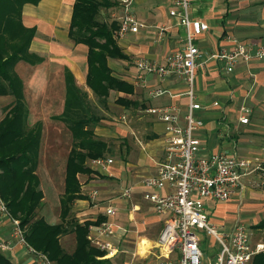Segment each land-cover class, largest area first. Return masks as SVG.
<instances>
[{
	"label": "crops",
	"instance_id": "obj_1",
	"mask_svg": "<svg viewBox=\"0 0 264 264\" xmlns=\"http://www.w3.org/2000/svg\"><path fill=\"white\" fill-rule=\"evenodd\" d=\"M46 1L48 0H39L34 5L24 4L21 7V25L26 29L34 30L27 52L38 57L40 61L34 64H29L25 61H18L13 66V73L21 83L24 101L25 88H29L32 91L35 88L34 91L37 92L36 88L42 86L43 83L47 81L48 75L46 76L41 68L43 59L37 54L38 50L48 44L51 45L61 42L63 39L68 40L75 47H80V49L74 50V54H72L70 58H67L68 62L62 65L60 69V108L59 113L52 116V120L59 122L65 128L64 124L57 120V117L62 113L64 103V70H67L71 76L74 86L86 96V102L88 95L93 98L95 97L85 83L87 71L85 57L86 48L82 45H74L67 37V29L73 0H55L58 10L56 13L57 17H54L52 22L44 21V18L39 15L40 13H36L32 10V8H26L28 6L42 7ZM130 1L133 5L131 6L132 13L138 22L142 23V21H147L150 23V27H157L154 25L165 26V29L160 28L159 33V41L161 40L162 35L165 34L166 38L163 40L165 43L162 45L151 43V41L148 40V35H150L153 30L152 28L150 30L148 26L146 27L144 23H142L144 28L138 30L137 33L127 34L122 39L114 38L115 41L117 40L116 42L118 43L116 44L120 48L121 52L127 57L126 61L129 59L134 60L131 62L128 69L122 71L119 68L120 61L118 60L108 59L107 66L110 69L112 76L130 84L133 90L132 94L129 95L109 91L107 98H109L112 94L114 95V101L118 97H123L125 99L129 98L127 100L136 103V99H138L137 93L140 92L142 95L143 93L145 94L144 99L147 101L145 107L174 104L181 107L182 110H185L186 98L183 95L185 85L181 78L173 76L164 82H159L153 76H146L144 88L134 79L133 62L135 60L146 59L161 62L165 56L175 50H178L181 46L180 38L183 36V30L178 25L177 20L169 15L172 0ZM117 5L115 7H117ZM110 9L108 10L110 11ZM191 14L193 18L204 22L208 26V30L199 36L196 42L199 46V50L204 55L205 53L215 50L221 45H225L224 38L226 35H231L237 41L242 43L259 44L264 42V0H197L193 3ZM162 29H164V31H161ZM64 30H66V32H64ZM39 34H41L40 37L38 36ZM172 46L175 48L171 49ZM81 49H83V51H81ZM70 66H72V68H70ZM56 85L57 81L53 84V86L55 87ZM53 86L52 88H54ZM156 86L162 87L167 90L168 93L158 98H151L147 95V91L155 88ZM196 95L201 104V109L196 113V115L203 122L202 127L195 132V135L202 143V149L200 150L199 155L201 157H207L209 154L226 152L227 154L239 156L250 162L247 174L242 177L241 188L229 201H205L208 218L210 220L212 213L207 208V202L220 204L217 210L218 216L221 218H234L232 221L221 224L220 226L229 230L238 219L239 222L243 221L244 223L242 222V224L250 231L251 241L263 243L261 240H254L252 231L245 225V223H248L249 218L257 217L258 212L261 211V204L255 203L249 205L248 207L245 205L243 208L237 209V206L234 205L233 201H236L235 199L242 196L245 192L253 190L258 183H264V61H251L249 63L240 62L236 65L234 71L229 74L224 72L220 63L209 61L197 70ZM7 98L11 97H0V99ZM95 100L97 101L96 98ZM213 102H217L218 105L213 106ZM11 103L12 100H10V104ZM24 105L28 115L29 108L26 106L25 101ZM242 109L249 110V113H247V124L239 123V119L243 114ZM146 116L150 118L152 122L153 140L141 145V143L134 138L135 142L141 149L138 161L132 165L121 163L120 166L115 165L113 160L110 159L112 161L111 164L104 169L93 167L90 165L89 161H86L85 165L90 169L91 173L76 175V179L79 183L80 195L84 198L75 200L73 202V209H78L79 207H82V205L88 206L90 202H93L94 200L91 201L89 199V193L90 191L96 190L97 197H101L97 200V202L101 200L102 204L101 207L99 205L91 207L94 210H97L98 207L101 208V212L98 216H96V218L100 216L103 217L102 212L104 201L107 199L113 200L112 205L116 209L115 215L111 217V219L120 218V216H122L119 214V211L122 210L120 204L123 201L128 200L115 199V196L120 190L126 187H131L132 195L130 199H132L134 195H138L141 203L145 205V207H135V209L137 211L145 210L148 213H151L150 218L161 220L164 224V217L157 216L153 212L152 206L141 199V194L145 189L141 186L140 181L145 177H151L156 174L157 164L164 157L165 146L164 125L153 115L146 114ZM38 125L40 126L41 136V123L39 121L35 120L29 127H27L34 128ZM39 143L40 137L38 148ZM101 158L107 157L103 156ZM110 178L115 180L118 179L122 185L125 183L127 186L124 188L117 187V189L114 187V184L107 181ZM115 190L116 193L113 196H108ZM167 191H169L168 188H164L162 190H158V193L164 194ZM124 217L126 218L125 213ZM236 217H239L242 220ZM127 218H132L131 213H128ZM58 221L59 218H55L52 223L47 224L54 225L59 223ZM83 221L86 220H78L79 223ZM257 225H255L254 228L264 227V225L262 227H257ZM115 227L116 229H114L113 235L109 236L107 240H109L110 243H113L112 245H114V243L115 245L117 244L116 246H118V244L123 246L124 244L126 247L124 250L122 249V246L121 249H119L120 247L115 248L120 256H125V259L127 260L125 264H132L134 260L146 259L148 257H152V261L155 264L157 253L156 240L154 241V246L150 247V241H147L144 237L137 236L135 237L136 241L134 242V248H132V242H127L126 238H133L134 236H131V234L122 226L115 225ZM6 230L7 224L0 227V240L6 237V235L3 234ZM116 231H119L120 234L116 235ZM121 237L124 238H122L119 243V239ZM130 249L132 252H128ZM25 252L26 251L20 246H14L12 250L8 252H0V254L8 259L11 264H37L36 258ZM115 255L110 258L115 257Z\"/></svg>",
	"mask_w": 264,
	"mask_h": 264
},
{
	"label": "built area",
	"instance_id": "obj_2",
	"mask_svg": "<svg viewBox=\"0 0 264 264\" xmlns=\"http://www.w3.org/2000/svg\"><path fill=\"white\" fill-rule=\"evenodd\" d=\"M117 7L110 11V21L116 23L114 38L122 39L127 34H135L144 28L132 13L130 0H115ZM197 0H172L169 15L177 20L183 30L180 48L169 53L161 62L138 59L133 62L134 79L145 87L146 76H153L159 82L170 77L181 78L185 85V110L177 105L147 106L146 114L153 115L164 125V157L158 162L156 174L143 178L140 183L145 189L141 199L152 206L157 216L164 217L163 228L156 239L155 264H252L253 258L264 252V244L251 241L250 231L238 220L231 229L213 225L208 218L205 201L227 202L241 188L242 177L247 174L250 162L236 155L218 152L201 157L202 143L195 135L203 122L196 113L201 104L196 95V76L199 67L209 61L220 63L225 73L234 71L240 62L264 61V42L242 43L231 35L224 38L225 45L202 54L197 45L198 37L208 30V26L192 17L191 8ZM165 29V28H164ZM162 29L161 31H164ZM168 91L156 86L147 91L151 98H158ZM217 106V102H213ZM249 110L242 109L240 124H247ZM123 120V118L121 119ZM90 165L104 169L111 164L107 158L90 160ZM168 188L164 194L158 190ZM132 188L120 190L115 199L129 200ZM97 191L89 193L95 200ZM112 199L104 201L102 215L106 219L87 229L89 245L106 256L112 257L117 250L107 238L113 235L115 225L108 219L115 215ZM135 207L131 205L129 213ZM7 224L0 240V252H8L20 246L34 256L37 264H53L43 254L35 252L24 239L25 229L17 219L11 218L6 206L0 200V227ZM198 234H202L200 238ZM208 240L210 253L200 248Z\"/></svg>",
	"mask_w": 264,
	"mask_h": 264
},
{
	"label": "trees",
	"instance_id": "obj_3",
	"mask_svg": "<svg viewBox=\"0 0 264 264\" xmlns=\"http://www.w3.org/2000/svg\"><path fill=\"white\" fill-rule=\"evenodd\" d=\"M39 0H0V97L10 96L12 103L0 119V200L11 218L25 226L24 239L35 252L43 254L53 264H107L105 253L91 247L86 240L87 229L98 225L105 218L79 223L69 218L70 207L80 195L78 174H90L86 161L101 158L107 145L96 139L93 127L99 122L81 93L64 70V103L57 120L62 122L71 136V147L66 156L63 191L58 198L59 223L47 224L42 218H34L35 210L42 201V192L35 175L40 126L28 128L27 110L24 105L22 86L13 73L18 61L34 64L40 59L27 52L33 29L20 23L21 7L36 4ZM117 5L114 0H73L67 37L74 45L86 48V86L100 106L106 105L109 91L132 94V86L112 76L107 60L126 61L114 39L116 23L97 20L100 10ZM116 104L129 107L134 102L118 97ZM264 168V164H263ZM264 220L257 227H262ZM73 234L74 247L65 253L59 238ZM0 264H11L0 254ZM252 264H264V252L253 258Z\"/></svg>",
	"mask_w": 264,
	"mask_h": 264
},
{
	"label": "rangeland",
	"instance_id": "obj_4",
	"mask_svg": "<svg viewBox=\"0 0 264 264\" xmlns=\"http://www.w3.org/2000/svg\"><path fill=\"white\" fill-rule=\"evenodd\" d=\"M131 6L133 5L131 4ZM26 8H32L36 13H40L39 15L44 18V21L52 22L54 17H57L56 13L58 8L55 0L46 1L42 7L28 6ZM113 13L114 15H117L116 11ZM111 14L112 12L109 10H100L97 20L109 22ZM142 23H144L146 27L148 26L150 30L151 28L153 30L152 33L148 35V40H150L151 43L156 45H162L165 43L163 41L166 38L165 34L162 35L161 40L159 41L160 28H165L164 25H154L157 27H150L151 25L147 21H142ZM64 32H66V30H64ZM38 36L40 37L41 34ZM49 45L50 44L37 51V54L43 59L41 68L45 75H48L47 81L44 82L42 86L36 88L37 92L34 91L35 88L33 91L29 88H25L24 91V101L29 108L27 126L29 127L35 120L41 123V136L35 175L38 178L39 188L42 192L43 198L40 206L35 210L34 218H42L46 223H52L55 218H58L57 200L62 193L64 162L71 143L69 132L59 122L52 120V116L58 114L60 108V69L62 65L68 62L67 58H70V56L74 54V50L80 49V47L73 46L66 39H63L56 44ZM174 48L172 46L171 49ZM81 51H83V49H81ZM133 60L134 59H129L125 62L120 61L119 68L121 71L128 69ZM70 68H72V66H70ZM56 81L57 85L54 87L53 84ZM52 86L54 88H52ZM137 95L138 99H136V103L129 107L115 104L114 95L112 94L107 98L104 107L100 106L95 98L90 95L87 97V103L91 112L99 118V122L93 127L94 136L96 139L103 141L107 145V152L104 154V157L112 159L115 165L121 166V163L132 165L138 161L141 149L135 142L134 138H136L141 145L153 140L152 122L143 112L147 102L146 99H144L145 94L143 93L142 95V93L138 92ZM10 100L12 99H0V119L4 115L7 106L10 104ZM122 118L123 121L121 120ZM107 181L114 184L115 188H124L127 186L125 183L122 185L118 179L115 180L110 178ZM115 193L116 190L108 196L111 197ZM100 198L101 197H96L93 202L89 201L90 203L88 206L82 205V207H79L78 209H73V203L71 205L69 218L76 221H94L96 216L101 212V200L97 202ZM235 200L236 201L233 202L234 205L237 206V209H241L245 205L248 207L255 203L261 204V211L258 212L257 217L249 218L248 223H245V225L252 231L254 240H261L264 243V227L254 228V226L261 220H264V183H258L253 190L245 192ZM97 205L100 206L97 210L91 208ZM131 205L138 208L141 206L145 207V205L141 203L139 196L134 195L132 199L123 201L120 204L122 210L119 211V214L122 216H120V218H109L108 221L113 225L122 226L131 234V236H134L133 238H126L127 242H132V248H134V242L136 241L135 237L137 236L146 238L147 241H150L151 243L150 247H153L154 241L157 239L163 228L162 221L155 220L156 218H150L151 213H148L145 210L137 211L136 209L135 212L131 213L132 218H127ZM219 205L220 204H214L213 202H207V208L212 213L210 221L213 225L217 226L234 219L221 218L218 216L217 210ZM124 213L126 214V218L124 217ZM239 219L242 220L241 218ZM23 228L25 229V226ZM115 234L119 235L120 232L116 231ZM198 236L200 238L203 237L202 234H198ZM122 238L124 237L119 239V243ZM59 244L65 253L70 254L74 247L73 234L68 233L61 236L59 238ZM112 244L113 243H111V245ZM116 245L114 243L112 246L120 247L119 249H121V244H118V246ZM210 245L211 243L206 239L200 248L203 252L209 254L211 250ZM125 248L126 247L123 244L122 249L124 250ZM128 252H132V250L130 249ZM103 258L108 259L107 264H125L127 262L125 256H120L118 253L113 258ZM132 264H154V262L152 261V257H148L146 259L134 260Z\"/></svg>",
	"mask_w": 264,
	"mask_h": 264
}]
</instances>
